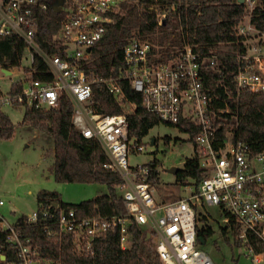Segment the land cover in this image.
<instances>
[{
    "label": "built area",
    "instance_id": "2783aa9c",
    "mask_svg": "<svg viewBox=\"0 0 264 264\" xmlns=\"http://www.w3.org/2000/svg\"><path fill=\"white\" fill-rule=\"evenodd\" d=\"M128 1L64 0L59 28L44 40L57 51L50 53L37 40L38 11H46L47 5L38 0H0V36L21 39L25 44L23 58L28 61L13 83L20 84L19 90L1 95L0 109L7 105L51 109L58 106L62 95L67 96L73 106L72 125L84 137L99 142L108 157L103 166L121 176L118 191L125 208L121 215L78 217L74 209L65 210L53 203L10 222L2 212L5 201L0 197V263H47L40 244L30 234L33 229L43 230L49 238L69 235L73 249L88 255L96 238L108 232L118 233L120 248L129 249L130 228L139 225L147 231L162 264H214L197 244L196 209L203 204L226 211L228 231H232L231 219L237 225L235 238L245 248V255L253 263L262 262L263 253H256L249 245L248 234L264 243V150L255 152L247 143L234 141L233 129L226 131L216 145V117L231 110L225 99L207 92L201 75L204 55L197 44L190 42L189 32H182L180 45L167 46L133 35L123 47L122 65L113 67L106 76L86 74L84 66L92 59V47L115 22L114 16L122 14L123 4ZM258 2L244 0L248 14ZM173 10L174 4L156 11L157 24L163 25L167 13ZM236 29L246 37L234 76L237 93H264V44L251 35L254 27L249 16L240 20ZM36 57L47 67L50 80L34 78ZM209 59L214 65L217 55L211 54ZM122 81L142 95L145 109L158 115L163 123L185 120L198 127L195 146L205 173L198 190L188 184L184 186L188 194L171 201L157 200L154 184L149 181L150 163L129 164L130 155L143 152L145 147L141 140L137 143L129 136L125 112L98 111L93 90L94 86L106 89L126 111L132 112L135 104L125 99ZM217 102L226 106L220 107ZM2 242L17 260L7 261Z\"/></svg>",
    "mask_w": 264,
    "mask_h": 264
},
{
    "label": "trees",
    "instance_id": "16d2710c",
    "mask_svg": "<svg viewBox=\"0 0 264 264\" xmlns=\"http://www.w3.org/2000/svg\"><path fill=\"white\" fill-rule=\"evenodd\" d=\"M47 5L46 11L39 10V28L37 40L41 47L50 53L57 52L44 42L47 35L58 30L62 13L54 12L52 4L55 0H38ZM176 10L167 13L166 22L158 25L156 11H164L171 5ZM249 16L251 25L259 34L264 32V0L247 13L245 5L237 0H129L123 4L122 14L115 15V22L107 27L104 36L92 47V59L84 69L88 75L110 73L113 67L122 65L123 47L133 35L148 38L157 45H180L182 32H189V40L197 44L198 50L204 55L201 58L202 81L207 92L225 99L231 110L216 117V145H219L224 133L234 130V141L247 143L255 152L264 150V93H237L234 79L238 57L244 54L246 38L237 33V25L244 17ZM25 44L16 36H0V67L13 69L21 65ZM216 54L214 65L210 64L209 56ZM34 78L48 81L51 79L47 67L39 57L33 64ZM127 102L135 104L132 112L126 111L106 89L93 87L96 107L105 114L125 112L129 123V136L137 143L145 137L155 125L162 123L159 116L147 111L143 106L142 95L134 91L127 81L120 83ZM20 84H12L9 92L19 90ZM2 91L0 90V96ZM225 107L224 102H217ZM235 112L237 115H235ZM73 106L67 96L62 95L56 108L27 109L25 108L20 124L48 134L53 140V163L50 172L56 182L99 183L107 187L101 196L81 201L76 204L65 203L56 191L40 190L36 195L38 208L57 203L65 210L74 209L78 217L113 216L124 214L123 199L118 192L122 184L121 176L103 165L108 157L95 139L84 137L71 122ZM176 126L189 134L194 145V155L187 158L183 168L175 174L176 183L180 186L193 185L198 190L205 173L199 165L195 138L198 127L190 122L182 121ZM14 124L8 115L0 109V138H10L14 132ZM165 142L169 137L165 136ZM159 162H150L149 181L155 184L158 180L156 167ZM192 182V183H191ZM179 198V197H176ZM174 198V199H176ZM225 218H229L226 211ZM202 226L197 225V244L204 243L214 233L207 223V217L198 218ZM232 226L233 245L240 247L235 238L237 225L229 220ZM222 235L227 237L228 225L221 227ZM132 245L129 249H121L118 233H105L96 238L92 253L86 255L76 252L72 246V238L62 235L49 238L41 229L30 230V234L41 246V256L46 264H162L154 243L147 237V231L139 225H132ZM249 245L256 253H263L264 243L254 234H248ZM7 261L17 260L9 246L2 242ZM2 264V263H0ZM233 264H238L234 260Z\"/></svg>",
    "mask_w": 264,
    "mask_h": 264
},
{
    "label": "rangeland",
    "instance_id": "374dc122",
    "mask_svg": "<svg viewBox=\"0 0 264 264\" xmlns=\"http://www.w3.org/2000/svg\"><path fill=\"white\" fill-rule=\"evenodd\" d=\"M261 43L264 44V41ZM27 64L28 61L23 58L21 65L13 68L10 75L0 71L2 95L9 93L12 84L18 80ZM1 109L15 127L10 138H0V197L5 201L2 212L7 220L13 222L17 217L29 215L36 210V195L43 189L58 192L63 202L72 204L107 192V187L99 183L56 182L49 169L54 158L52 138L44 132L20 124L24 106L7 105ZM165 136L169 137L168 143L165 142ZM151 139L155 140L154 144H151ZM141 143L145 150L132 153L129 164H148L155 159L159 162L156 167L158 180L154 184L155 197L158 200L171 201L188 194L190 191L176 183L175 175L169 172V169H181L185 160L193 157L194 145L189 140V134L162 122L151 128L141 139ZM196 211L198 218L203 215L207 217V223L214 231L211 237L199 245L208 253L214 264H233L234 260H237L238 264H264V260L253 263L245 255L244 247L234 246L230 232L226 234L228 240L222 235L220 229L227 223L219 207L203 204ZM198 225L202 226V222L198 221Z\"/></svg>",
    "mask_w": 264,
    "mask_h": 264
},
{
    "label": "water",
    "instance_id": "95a60500",
    "mask_svg": "<svg viewBox=\"0 0 264 264\" xmlns=\"http://www.w3.org/2000/svg\"><path fill=\"white\" fill-rule=\"evenodd\" d=\"M63 1L64 0H55L54 1V3L52 4V8H53L54 12L59 13L61 11ZM237 2L242 4L244 2V0H237ZM163 23H164V21H163ZM3 72L7 75H9L11 73L10 70H7V69H3ZM153 143H154V139H151V144H153ZM178 170H179L178 167H171L169 169V172H171L175 175Z\"/></svg>",
    "mask_w": 264,
    "mask_h": 264
},
{
    "label": "crops",
    "instance_id": "0c3cea01",
    "mask_svg": "<svg viewBox=\"0 0 264 264\" xmlns=\"http://www.w3.org/2000/svg\"><path fill=\"white\" fill-rule=\"evenodd\" d=\"M251 35H253L254 38H256V39L260 38V39L262 40L261 42L264 41V40H263V33L259 34V32L256 31L255 29H252V33H251ZM260 39H258V40L260 41ZM0 71H1L2 73H4V72H3V68H1ZM10 72L12 73V69H10ZM11 73H10V74H11ZM4 74H5V73H4ZM10 74H9V75H10ZM5 75H7V74H5ZM154 143H155V140H154ZM154 143H153V144H154ZM52 155L54 156L53 149H52ZM156 199H157V198H156ZM157 200H158V199H157ZM160 201H165V200L163 199V200H160Z\"/></svg>",
    "mask_w": 264,
    "mask_h": 264
}]
</instances>
